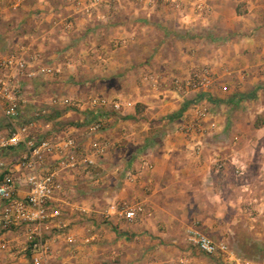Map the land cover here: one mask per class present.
<instances>
[{
	"label": "crops",
	"instance_id": "crops-1",
	"mask_svg": "<svg viewBox=\"0 0 264 264\" xmlns=\"http://www.w3.org/2000/svg\"><path fill=\"white\" fill-rule=\"evenodd\" d=\"M206 1L211 7L209 15L186 22L162 0L155 7L139 0H118L93 18L75 8L72 0H0V38L19 37L16 50L25 52L34 65V59L41 64L57 63L54 60L64 52L69 54L72 47L81 61L89 63L93 62L91 52L110 50L103 66L90 64L81 71L82 87L134 99L119 112L113 113L108 107L99 115L106 117L102 136L121 140L104 158L116 155L122 163L130 153L127 164L141 168L136 181L124 183L115 193L129 200L146 198L143 216L135 222L114 217L111 223L96 229L89 223L83 227L74 224L68 230L75 237L74 243L67 242L65 233L52 234V262L110 263L120 253V246L130 240L131 253L125 259L130 264H185L188 259L181 251L186 246L194 247L187 243L184 230L195 221L212 239L226 242L232 250L239 238L238 227L252 235L254 242L264 237V0ZM66 17L73 22L71 28L64 25ZM117 37H127L126 49L138 47L142 58L136 56L139 52L122 56L125 48H111ZM57 42L64 47L54 49ZM149 43L153 44L151 48ZM62 63L64 73L78 72L66 67L67 60ZM203 64H209L220 77L210 89L188 93L174 89V76L186 75ZM240 72L245 73L244 78ZM138 74V80L131 81L132 75L136 78ZM38 79L23 81L25 117L48 104L52 95L42 94L50 87L66 89L71 85L66 81L44 85ZM127 87L134 91L126 93ZM202 93L204 96L196 100ZM243 93L254 97L239 98ZM135 95L137 98H133ZM196 102L207 103L220 126L201 137L199 152L176 128ZM70 114L66 112L57 119ZM79 115L80 121L85 119L83 110ZM57 119L48 115L38 120L35 134L42 136L49 120L55 128L62 127ZM258 119L262 121L259 126ZM87 122L75 124L82 140L90 138ZM10 125L0 111V138L8 134ZM22 152V146L0 147V160L17 163ZM144 157L154 163L153 169L142 165ZM217 159L226 161L220 170L215 166ZM238 164L244 167L240 174L235 172ZM96 168L95 182L100 172L111 169L101 161L94 172ZM15 177L18 193L24 195L27 187L20 171L16 170ZM91 208L86 207V216L100 218L101 210ZM27 236L26 227L0 230V237L12 245V252L3 254L4 261H26L20 257L19 262H13L25 249ZM173 252L178 256L171 261ZM229 264L235 263L230 260Z\"/></svg>",
	"mask_w": 264,
	"mask_h": 264
},
{
	"label": "built area",
	"instance_id": "built-area-1",
	"mask_svg": "<svg viewBox=\"0 0 264 264\" xmlns=\"http://www.w3.org/2000/svg\"><path fill=\"white\" fill-rule=\"evenodd\" d=\"M139 1L146 6L155 7L160 0ZM162 1L169 4L186 22L204 18L211 10L206 0ZM72 2L75 8L93 18L102 8L110 9L115 0H72ZM72 23L68 18L64 21V25L68 28L72 27ZM128 43L127 37H117L113 40L114 47L125 46ZM73 61L68 59L66 65H73ZM62 71V64L34 65L25 56V52L19 49L0 55V111L11 124L8 134L0 138V147H23L17 163L6 164L0 160V230L13 227L27 228L30 241V264H64L52 262L50 233L53 226L58 228L66 226L62 218L66 214L65 206L71 204L68 199L69 183L66 177L68 174L75 173L93 178V169L99 160L121 141L102 136L106 124V117L102 115L87 122L86 133L90 137L89 140H82L77 135L80 131L77 126L66 125L55 128L50 120L45 122L46 129L42 132V136L35 134L37 121L48 116L50 109L43 107L24 116L23 81L25 78H37L41 75H57ZM240 75L245 77L244 72H240ZM219 78L209 64H203L186 75L174 76L172 85L178 92H199L210 89ZM131 103L132 101L128 99H112L98 94L90 95L83 100L53 95L48 104L51 107L77 106L83 111L91 110L99 113L110 108L119 112ZM219 127L216 113L210 106L205 102H196L176 128L193 143L194 150L199 152L203 144L201 137L213 133ZM141 161L144 167L153 169L152 161L147 158ZM225 162V159H217L216 169L223 168ZM243 169V165L238 164L235 172L240 174ZM16 170L20 171L27 187L24 195L18 193ZM140 173L141 168L127 171L126 183L136 181ZM147 203L144 197L134 200L115 198L101 213L104 218L116 216L128 222H135L143 216ZM70 206L72 209L77 208L76 205ZM65 237L68 243L75 242V237L69 232H65ZM186 239L191 246L206 255L223 254L233 259L235 264H244L226 242L215 241L199 226H188ZM7 252H12V245L8 239L0 237V264H9L3 260V254Z\"/></svg>",
	"mask_w": 264,
	"mask_h": 264
},
{
	"label": "rangeland",
	"instance_id": "rangeland-1",
	"mask_svg": "<svg viewBox=\"0 0 264 264\" xmlns=\"http://www.w3.org/2000/svg\"><path fill=\"white\" fill-rule=\"evenodd\" d=\"M118 1V0H115ZM130 1V0H129ZM140 2V1H139ZM164 2V1H162ZM118 3V2H117ZM67 20V17L64 19V21ZM19 37H15L12 38L10 40L7 39H2L0 38V53H7L11 50H16L17 45L19 44L18 42ZM88 42V41H87ZM88 44H90V42H88ZM136 45V44H135ZM133 45V46H135ZM153 44L149 43V48L152 47ZM76 46V45H74ZM54 49L56 50H60L64 47V45L62 44V42H57L55 43L54 46H52ZM82 47V44H79L78 46V52H80V48ZM128 45L125 46H120V47H114L113 45L111 46V48L115 49L117 48L118 50L120 48H125V51L121 54L122 56L124 55H129V52L132 53V55H135L136 53L139 52V48L138 47H131V48H127ZM52 48V49H53ZM53 49V50H54ZM73 51H69L68 52H64L62 56H59L57 58V60L55 59L54 61L57 63H53V64H62L63 65V70H64V64L62 62H64L65 60H68L69 56L72 57H77L74 61H73V65L71 66H66V67H72L70 70L73 71H78L76 74H72V73H64L63 71L57 75H48V77L45 79L44 76H39L38 78V82H43L44 85H46V83H60L63 81H66L65 84L71 83L69 88L66 89H62V88H56L51 90L52 88L50 87V90H47V92H45L44 94H42V97H50V95H59V96H70L73 97L75 99H85L90 95H105L103 93H99V91L97 89L94 90H88L86 88L82 87V81H83V73L81 74V71L86 70L88 68V66L90 64H93L96 67L99 66H103V63H106V61H108V55H111V51H104V50H100V51H95V52H91V56L92 57V63L89 62H83L80 60V58L78 57V53L76 52L75 48L72 47ZM104 51V52H103ZM141 53L139 52V55L136 54V56H138L139 58L141 57L140 55ZM142 58V57H141ZM140 58V59H141ZM113 60H115V58H111ZM134 60H139L138 58H133ZM80 60V61H79ZM36 64H41L39 62V59H35ZM53 61V60H52ZM35 64V63H33ZM49 64V63H48ZM197 67V66H196ZM194 67V68H196ZM193 68V69H194ZM133 77H131V81L133 80H138V77L140 76V74L136 75V78L134 77V75H132ZM45 82V83H44ZM215 84V83H214ZM48 87V86H47ZM58 87H63V86H58ZM127 91L126 93H131V91L133 92V90H131L129 87L126 88ZM40 94V93H39ZM107 96V95H105ZM109 98H117L114 97L113 95L108 96ZM122 99H124L123 97H121ZM133 98H137L136 95L133 96ZM134 99H131V101ZM49 103V102H48ZM43 107H47L50 109L49 112V116L51 118H54L55 120L57 119V117L59 115L62 114H66V112H72V114L64 116L62 118H58L57 121L58 123L62 124L63 126L68 125V123H70V121H80V113H81V108L77 107V106H64V105H57L55 107L50 108L51 106L49 104L47 105H42L39 108L35 109L38 110L40 108ZM34 111V110H33ZM261 119H258L257 121H260ZM256 121V123H257ZM146 156V155H145ZM130 157V153H128L127 156H125V158L123 159L122 163L119 162L117 160V156H111V157H106V158H102L99 160L106 165H109L111 167V169H109V172L107 170L100 172L99 174V181L95 182L96 180V176L94 178L92 177H87L83 174H75V173H71L67 175V180H68V189H69V193H68V199L70 201V205H76L77 208L74 209L71 208V206L66 205L65 206V215L63 216L62 220L64 222H66V226L64 228H58L57 226H53L50 235L52 234H58V233H65L68 232V230L74 225L76 224L78 227H83L85 224L89 223L92 227L94 226L95 229L97 227H99L101 224H109L111 223L112 219L116 216H113V218H104L101 216L100 218H94V217H87V210L86 207H93L91 209H100L101 212L104 211L107 206L109 205V203L111 201H113L115 198H122V197H118L116 196V190L117 188L124 186V183H126L125 178H123V171L125 169V166L127 165V158ZM145 158V157H144ZM143 159V158H142ZM114 167H113V166ZM117 166V168H116ZM113 168H116L113 169ZM99 169V168H98ZM100 169H103L102 166H100ZM114 170V171H113ZM96 172L95 175H98L97 172L99 170H95ZM102 176V178H100ZM101 179V180H100ZM97 181V180H96ZM73 184V185H72ZM75 185V186H74ZM103 185V186H100ZM100 198L99 200H97L98 202H95L93 199L94 198ZM127 199V198H124ZM129 200V199H127ZM252 208V207H251ZM254 209V208H253ZM97 214V212H95ZM190 225H196L199 226V228L201 229L199 223L197 221L192 222L191 224L187 225L185 227V234L184 237L186 239V228ZM238 234L237 237L238 240L236 241V243L234 244V250H232V252H234V254L240 258V261L244 262V264H262L264 263V237L263 238H259L256 239L258 240V242H254L252 241V235H249L245 232V230H242L241 227H238ZM206 233V232H205ZM209 235V234H208ZM236 236V235H235ZM187 241V239H186ZM29 237L27 236L24 246L25 249L22 250L18 256V258H16L15 260H13V262H19L20 257L26 259L19 262L20 264H30L29 263V259H30V254L28 255L27 251L29 249ZM188 243V242H187ZM130 240L126 241V244H122L120 246V248L118 249V251L120 252L116 258H113V262L110 263H106V264H130L127 262V260L125 261V259H129V255L131 253V250H129L131 247L130 246ZM187 259L188 261L185 262V264H229V261L232 260V262L235 263V261L233 259H230L228 257H225L223 254H217L216 256H210V255H206L201 251H196L194 248L191 249V247H187L185 249H183V251H181ZM178 256V253H172L170 258H172L171 261H174V259H176V257ZM229 260V261H228ZM179 264H181L180 262H178ZM77 264H82V262H77ZM184 264V263H183Z\"/></svg>",
	"mask_w": 264,
	"mask_h": 264
},
{
	"label": "trees",
	"instance_id": "trees-1",
	"mask_svg": "<svg viewBox=\"0 0 264 264\" xmlns=\"http://www.w3.org/2000/svg\"><path fill=\"white\" fill-rule=\"evenodd\" d=\"M203 94H205V93H202L201 95H199L196 100H198L200 97H203L204 96ZM246 97L252 98V97H254V95H252L250 93L249 94L243 93V94H240L239 95V98H246ZM185 106H183L182 109H184ZM137 109L140 110L141 108L140 107H137ZM83 112H84V118L85 119H83L82 121H70V123H68V125H70V126H72V125L73 126H76V125H84L87 120L89 121V120L95 119L99 115L98 112H94V111H91V110H85ZM104 112L105 111H103V113ZM113 113H115V111H113ZM261 122H262L261 120L260 121H257L256 125L259 126L261 124ZM133 170H135V168L132 167V166H130L129 164H127L126 167H125V169H124V171H123V178H125V174H126L127 171H133ZM214 256H216V255H214Z\"/></svg>",
	"mask_w": 264,
	"mask_h": 264
}]
</instances>
